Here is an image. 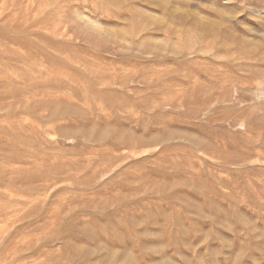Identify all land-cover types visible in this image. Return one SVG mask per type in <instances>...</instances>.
Segmentation results:
<instances>
[{"label":"rangeland","instance_id":"obj_1","mask_svg":"<svg viewBox=\"0 0 264 264\" xmlns=\"http://www.w3.org/2000/svg\"><path fill=\"white\" fill-rule=\"evenodd\" d=\"M0 264H264V0H0Z\"/></svg>","mask_w":264,"mask_h":264}]
</instances>
